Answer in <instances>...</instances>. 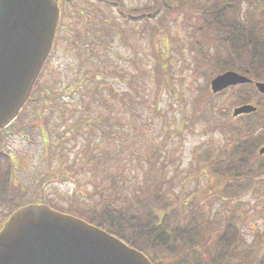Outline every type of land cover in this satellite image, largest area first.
I'll return each mask as SVG.
<instances>
[{
	"label": "rangeland",
	"instance_id": "374dc122",
	"mask_svg": "<svg viewBox=\"0 0 264 264\" xmlns=\"http://www.w3.org/2000/svg\"><path fill=\"white\" fill-rule=\"evenodd\" d=\"M120 1L134 14L156 0ZM166 1L173 10L169 16L163 19L162 11L148 22L125 21L114 6L96 0L67 6L55 49L32 93L39 99L1 133L0 151L9 155L13 194L21 192V202L89 206L113 188L128 201L157 176L159 192L174 203L213 182L206 164L226 144L214 121L223 118L219 111L229 116L241 105L240 84L215 94L210 78L196 72L197 58L209 54L212 44L202 34L206 24L195 6L216 0ZM240 2L241 21L242 13L251 12L264 22V4L249 8L248 0ZM162 49L168 78L163 86L157 67ZM208 92L216 95L210 109L202 103ZM207 195L201 204L216 223L227 208L221 198ZM241 200L236 213L251 246L262 231L264 188ZM9 210V202L0 205L1 222Z\"/></svg>",
	"mask_w": 264,
	"mask_h": 264
},
{
	"label": "trees",
	"instance_id": "16d2710c",
	"mask_svg": "<svg viewBox=\"0 0 264 264\" xmlns=\"http://www.w3.org/2000/svg\"><path fill=\"white\" fill-rule=\"evenodd\" d=\"M103 1L127 13L120 0ZM240 1L216 0L202 8L195 6L206 24L202 34L212 44L209 54L197 58L196 72L206 80L225 70L247 76L252 82L239 85L236 101L238 105L252 103L256 107L255 111L236 117L219 111L218 117L223 118L220 122L214 121V126L222 131L226 144L206 164L209 174L213 175V182L207 189H194L186 197L181 196L170 203L164 199L165 194L159 192L160 179L156 176L145 192L143 189L140 196L128 201H123L122 195L113 188L89 206L81 204L60 209L48 199H41L42 202L115 235L144 253L153 264H264V212L262 231L251 246L246 244L236 213L244 194L254 192L258 187L264 188V154L257 151L264 143V94L259 93L253 83L264 81V22L256 20L251 12L242 13L241 21L238 17ZM260 4H264V0L247 2L249 8ZM170 7L166 0H156L149 9L134 11V14L128 12L126 19L130 20L128 22H148L162 11L164 19L173 11ZM190 7L192 4L188 9ZM159 53L157 67L163 86L168 78L163 63L164 50ZM198 53H203L202 48ZM214 95L208 92L202 101L209 109L215 105ZM24 108L16 121L22 120ZM5 131L0 130V138ZM212 150H208V157L213 155ZM8 159L9 155L0 151V205L9 202L10 210L6 215L27 202H36H21L24 195L21 192L13 194V169ZM207 193L221 198L224 201L222 207L227 208L226 216L216 223L214 216L206 213L201 204L202 199L208 198Z\"/></svg>",
	"mask_w": 264,
	"mask_h": 264
},
{
	"label": "water",
	"instance_id": "95a60500",
	"mask_svg": "<svg viewBox=\"0 0 264 264\" xmlns=\"http://www.w3.org/2000/svg\"><path fill=\"white\" fill-rule=\"evenodd\" d=\"M59 0H0V129L18 116L51 54ZM252 80L227 70L210 81L216 93ZM264 94V81H256ZM235 107L232 116L255 111ZM258 153L264 154V144ZM0 264H153L149 258L80 217L42 202L15 209L0 227Z\"/></svg>",
	"mask_w": 264,
	"mask_h": 264
},
{
	"label": "flooded vegetation",
	"instance_id": "af4514ba",
	"mask_svg": "<svg viewBox=\"0 0 264 264\" xmlns=\"http://www.w3.org/2000/svg\"><path fill=\"white\" fill-rule=\"evenodd\" d=\"M96 1H98V0H96ZM99 2H101V1H99ZM60 3H62V17H63V15L65 14V11H66V9H67V6H73L74 5V3L72 2V0H60ZM102 4H103V2H101ZM106 5V4H105ZM107 6H110V5H107ZM111 7V6H110ZM115 7V6H114ZM58 39V36L56 37V40ZM55 40V41H56ZM55 49V48H54ZM50 60V59H49ZM48 60V61H49ZM46 66H47V64H46ZM46 68V67H45ZM45 68H44V70H45ZM44 70H43V72H44ZM42 72V73H43ZM41 77H42V75L40 76V79H41ZM40 79L38 80V82L40 81ZM36 89H34V91H35ZM33 93V92H32ZM39 98L37 97V98H33V96L31 95L30 96V99H29V101L30 102H32V101H34V100H38ZM28 105V104H27ZM3 221L4 220H2V222L0 221V227H1V225L3 224Z\"/></svg>",
	"mask_w": 264,
	"mask_h": 264
}]
</instances>
